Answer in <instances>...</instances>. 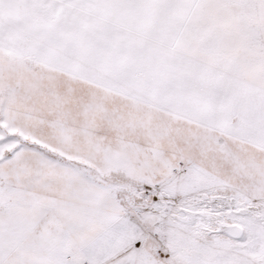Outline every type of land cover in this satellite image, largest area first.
<instances>
[{"label": "snow or ice", "instance_id": "1", "mask_svg": "<svg viewBox=\"0 0 264 264\" xmlns=\"http://www.w3.org/2000/svg\"><path fill=\"white\" fill-rule=\"evenodd\" d=\"M0 264H264V0H0Z\"/></svg>", "mask_w": 264, "mask_h": 264}]
</instances>
